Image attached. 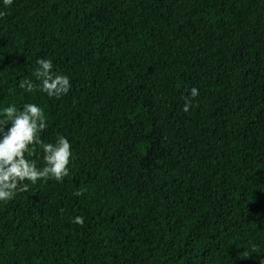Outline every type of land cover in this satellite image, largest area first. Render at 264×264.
Listing matches in <instances>:
<instances>
[{"label":"trees","instance_id":"1","mask_svg":"<svg viewBox=\"0 0 264 264\" xmlns=\"http://www.w3.org/2000/svg\"><path fill=\"white\" fill-rule=\"evenodd\" d=\"M0 11V109L40 105L41 138L63 134L73 152L63 182L25 181L0 202V264H262L264 0ZM37 58L69 76L66 95L19 87Z\"/></svg>","mask_w":264,"mask_h":264},{"label":"clouds","instance_id":"2","mask_svg":"<svg viewBox=\"0 0 264 264\" xmlns=\"http://www.w3.org/2000/svg\"><path fill=\"white\" fill-rule=\"evenodd\" d=\"M12 3L13 0H3L6 7ZM5 15V12L0 11V17ZM33 76L36 82L29 78L19 82V87L25 92L39 91L49 98L59 99L71 88L69 76L54 71L50 59L37 58ZM198 94L196 87L190 89L189 95L184 97L183 111H189ZM47 127L45 111L36 103L26 102L21 107L9 104L0 109V202L12 200L17 192L28 191V183L25 181L31 184L50 179L63 182L69 175V166L73 160L71 141L67 136L57 133L54 141L45 142L41 134ZM36 149L42 154L40 165L32 158ZM83 191L76 189L74 195L80 196ZM71 222L82 226L84 217L77 215ZM255 250L253 245L252 251Z\"/></svg>","mask_w":264,"mask_h":264}]
</instances>
